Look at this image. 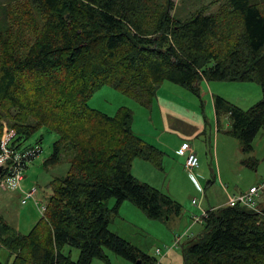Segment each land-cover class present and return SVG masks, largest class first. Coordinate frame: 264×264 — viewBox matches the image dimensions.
I'll use <instances>...</instances> for the list:
<instances>
[{
	"label": "trees",
	"instance_id": "1",
	"mask_svg": "<svg viewBox=\"0 0 264 264\" xmlns=\"http://www.w3.org/2000/svg\"><path fill=\"white\" fill-rule=\"evenodd\" d=\"M252 1L227 0L215 13L202 8L180 19L173 0H25L30 37L22 46L6 40L0 51V143L5 121L14 133L7 149L22 156L8 166L24 170L40 149L21 143L45 128L56 140L43 166L65 158L68 171L51 181L44 212L26 235L0 214L9 264L108 263L105 250L155 264L108 226L126 201L153 220L179 214L180 205L131 174L137 159L162 169L164 153L133 133L129 109L108 116L89 100L108 86L149 108L163 82L194 94L202 81L255 82L261 99L246 110L212 100L217 127L227 116V135L250 154L264 129V5ZM6 175L1 168L0 180ZM203 225L182 249L184 264H264V210L210 208ZM64 247L79 251L76 261Z\"/></svg>",
	"mask_w": 264,
	"mask_h": 264
},
{
	"label": "rangeland",
	"instance_id": "2",
	"mask_svg": "<svg viewBox=\"0 0 264 264\" xmlns=\"http://www.w3.org/2000/svg\"><path fill=\"white\" fill-rule=\"evenodd\" d=\"M172 14L185 19L189 14L204 8L207 14L215 13L227 0H173ZM252 3L264 5V0H253ZM30 13L25 0H0V51L7 40L25 45L31 30L27 25ZM36 20L39 21L38 15ZM198 94L186 88L163 82L156 90L155 97L149 108L142 107L134 100L125 97L111 87L103 86L89 100L88 106L108 116H114L120 107H125L132 114V131L135 135L154 145L162 147L164 141L172 137V146L180 143L189 145L198 157V167L191 174L184 167L185 157L166 153L162 169L148 162L137 159L133 161L131 174L141 183L169 196L180 205L177 216L168 220H153L143 211L126 201L118 209L108 226V229L135 246L158 264H184L182 249L188 242L203 232V223H193V218H200L202 212L210 208L226 206L229 197L246 193L250 187L264 185V129L260 130L252 143V152L248 155L240 151L238 140L227 135L229 121L227 116L219 117L217 127L213 110V97H224L226 101L241 109H248L261 99V90L255 82H221L202 81L198 85ZM257 89V97L255 90ZM178 105L181 107L183 119L198 132L190 139L175 138L165 131L166 121L163 119L161 107ZM169 121V120H168ZM3 135L11 129L5 121ZM56 135L45 128L36 132L21 143V148L40 149V152L27 163L23 170L24 179L17 190L0 189V214L5 221L20 234L26 235L41 218L40 209L51 194L49 185L54 178L64 177L68 164L62 162L54 167H44L43 162L50 156ZM162 141V140H161ZM251 158L256 160L254 167L242 165V161ZM183 160V161H182ZM191 176L195 177L203 189L197 191ZM35 190L32 198L25 199L27 193ZM192 201H195L194 205ZM257 210H264V190L254 199ZM115 201L110 199L106 205L109 209ZM179 238V240H176ZM159 249L162 255H156ZM166 250H169L166 252ZM166 252V254H165ZM63 253L70 255L76 261L79 251L76 248L64 247ZM108 263L94 259L91 264H133L111 251L105 250ZM12 257L9 252L0 247V262L9 264Z\"/></svg>",
	"mask_w": 264,
	"mask_h": 264
},
{
	"label": "built area",
	"instance_id": "3",
	"mask_svg": "<svg viewBox=\"0 0 264 264\" xmlns=\"http://www.w3.org/2000/svg\"><path fill=\"white\" fill-rule=\"evenodd\" d=\"M14 135L12 131H8L3 135L1 138L0 143V168L10 170L11 175H6L0 180V189L5 190H17L19 189V185L21 181L24 179L23 177V170L21 168H17L16 166H8V162L12 160L15 164H19L20 158L22 156H19L18 154H14L10 150L7 149V144L9 139ZM178 155L185 157L184 160V167L187 170L189 174L193 172L194 169L198 167V157L196 153L192 150V148L189 145L182 144L179 149L177 150ZM13 158V159H12ZM191 179L193 183L195 184V187L197 191L201 192L203 189L198 184L195 177L191 176ZM264 190V185H261L259 187H250L246 193H241L238 196L235 197H229L226 206L227 207H244L249 210L258 211L257 210V204L255 203L254 199L258 196L259 192ZM35 190L33 189L29 193L26 194L24 200L21 201V204L25 203V199L32 198L34 196ZM194 205L195 201H192ZM45 207L41 206L40 213L43 214ZM206 217V211L202 212V215L200 218H193V223H203L204 218ZM176 240H179L177 238ZM169 250H166L168 252ZM165 252V254H166ZM156 255H162L161 251L159 249H156L155 251Z\"/></svg>",
	"mask_w": 264,
	"mask_h": 264
},
{
	"label": "crops",
	"instance_id": "4",
	"mask_svg": "<svg viewBox=\"0 0 264 264\" xmlns=\"http://www.w3.org/2000/svg\"><path fill=\"white\" fill-rule=\"evenodd\" d=\"M254 92H255V95L257 97V89ZM182 111L183 110H181V107L178 105L177 106L172 105L171 108L169 106L161 107L163 119L167 123V124H165V131L172 133L176 139L179 137L190 139V138L194 137V135L198 132L199 127L193 129L191 124H189L187 121H183V123H180V121H179V123H178L179 117L182 119L184 118L182 116L184 114ZM171 141H173L172 137L167 138L165 141L163 139H160L159 144H161L162 147H160V148L157 147V148L160 149L164 153V157H165L166 153L163 151V149L167 152L173 153L174 156L182 157V156L178 155L177 150L179 149V147L183 143H180L178 146L174 147V146H172V143H170ZM164 157H163V160H164ZM163 160H162V163H163ZM131 168H132V166H131Z\"/></svg>",
	"mask_w": 264,
	"mask_h": 264
},
{
	"label": "water",
	"instance_id": "5",
	"mask_svg": "<svg viewBox=\"0 0 264 264\" xmlns=\"http://www.w3.org/2000/svg\"><path fill=\"white\" fill-rule=\"evenodd\" d=\"M0 171H1V168H0ZM137 264H140V262L138 261Z\"/></svg>",
	"mask_w": 264,
	"mask_h": 264
}]
</instances>
